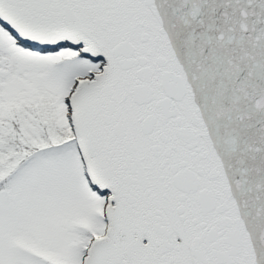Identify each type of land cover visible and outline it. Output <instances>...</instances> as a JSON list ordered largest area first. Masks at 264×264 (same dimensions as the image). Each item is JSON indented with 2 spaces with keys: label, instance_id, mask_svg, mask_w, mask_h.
I'll list each match as a JSON object with an SVG mask.
<instances>
[{
  "label": "snow or ice",
  "instance_id": "snow-or-ice-1",
  "mask_svg": "<svg viewBox=\"0 0 264 264\" xmlns=\"http://www.w3.org/2000/svg\"><path fill=\"white\" fill-rule=\"evenodd\" d=\"M0 264H264V0H0Z\"/></svg>",
  "mask_w": 264,
  "mask_h": 264
}]
</instances>
